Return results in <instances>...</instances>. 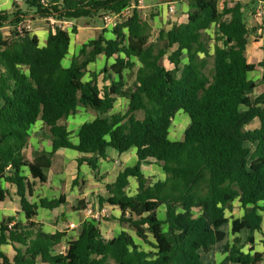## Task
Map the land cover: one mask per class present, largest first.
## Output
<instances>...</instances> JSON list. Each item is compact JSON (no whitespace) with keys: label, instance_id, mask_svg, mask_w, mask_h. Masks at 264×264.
<instances>
[{"label":"trees","instance_id":"obj_1","mask_svg":"<svg viewBox=\"0 0 264 264\" xmlns=\"http://www.w3.org/2000/svg\"><path fill=\"white\" fill-rule=\"evenodd\" d=\"M47 1L45 7L42 0H13L10 10L0 12V28L10 29L8 36L0 32V185L15 187L25 217V222L19 215L0 221V264H203L202 254L225 240L222 229L230 222L233 235L249 230L248 243L253 244L252 234L261 229L264 217V92L256 97L249 92L259 86L251 76L258 69L264 82V59L251 63L246 52L250 36L259 29L249 27L248 13L264 0H224L222 6L219 0H146L185 2L187 22L161 29L151 41V22L134 9L122 24L104 28L82 45L69 67L63 61L76 27L71 32L57 28L43 47L32 31L18 32L17 27L35 17L103 21L138 0ZM213 28L212 37L208 32ZM102 57L114 63L89 71ZM137 59L149 74L130 85L127 73ZM118 98L128 102L127 108L110 115ZM80 107L99 116L79 128L74 144L67 121ZM181 111L189 113L190 125L183 140L173 141L171 128ZM38 121L49 127L52 151L35 154L30 164L22 153ZM109 148L119 154L137 149L136 165L121 171L96 198L98 210H120V217L112 219L122 230L107 240L99 221L85 220L63 252L58 247L66 233H47L35 219L39 209H58L67 197L31 203L25 169L46 183L45 171L56 152L75 150L81 157L72 185L81 191L80 167L87 163L97 179ZM151 162L165 173L164 180L153 182L144 175L143 165ZM130 177L137 180L135 195L128 192ZM10 196L0 188V202ZM89 204L77 200L75 208L85 211ZM235 204L244 215L230 221L227 213L236 211ZM5 245L13 247L12 259L2 250ZM242 249L241 239L235 238L227 260L263 263V254Z\"/></svg>","mask_w":264,"mask_h":264},{"label":"crops","instance_id":"obj_2","mask_svg":"<svg viewBox=\"0 0 264 264\" xmlns=\"http://www.w3.org/2000/svg\"><path fill=\"white\" fill-rule=\"evenodd\" d=\"M18 1L20 2V0ZM240 1H243L244 3L248 4L250 3L251 0H240ZM150 3H151L150 7L157 8L156 10L159 11V15L156 16L157 18L161 17L164 19L163 22L164 25L168 20V17H170V20H168V26L162 27L161 29L163 28L170 29L173 25H179L187 22L188 6L185 2L176 4L177 9L175 14L173 15H170L168 13L167 4H158L155 2H150ZM12 4H13V0H0V12L10 10ZM253 9L254 8H252L251 10ZM30 21L32 22V34L38 37L39 45L41 47L45 46L50 33L51 32L54 33L55 31L52 30L50 23L46 19H39L38 17H35L34 21L32 20ZM256 22L262 25L264 24V18ZM73 23H74V27H76L77 29V34L72 35L71 47H73L72 48L73 51L71 52V47H70V54L66 58L70 62L72 60V57L74 55H77L82 45L98 37L102 32V30L104 29L103 21L102 23H100L98 27L81 25L77 21H74ZM150 24L154 30L155 23L153 24L150 23ZM263 31H264V25L260 27L257 32L260 34ZM0 32L4 36H8L10 33V29L9 27H3L0 28ZM254 39H255V33H252V35L249 38V44L247 46V52H246V56L249 62L251 63H255L256 60L253 61L248 57V51L250 49V46H256V44H258L259 52L256 53L257 55L260 54L261 56L262 52H264V34L259 42H256V40ZM103 60L106 59L102 57L99 58V60H97L95 63H91L88 67V70L91 72H95L96 69H92L91 66L93 64L96 66L98 61L100 62ZM104 63L107 64L105 66H110L111 64L114 63V59L106 60ZM85 80H88V77L85 78ZM106 84H109V82H107ZM118 102L122 103L123 105H126V107L124 108L126 110L128 102L124 99L118 98L113 111L110 112V115L125 111L122 110V108H120V110L118 111L116 110L118 109L116 108ZM85 110H86L85 108H79L77 113L67 121L68 129L72 133L71 141L74 144L78 143L77 132L79 128L85 122L91 121L99 116V114H97L94 111L86 110L85 112ZM79 111H82L84 115H79L80 113ZM171 137L172 136L170 133V139ZM180 139L181 138H177L176 140L173 141H181ZM43 151L46 152L52 151V141L49 136V127L45 126L42 121H38L30 131L28 144L27 147L23 150L22 155L25 160H27L30 164H32L34 162V159L36 158L35 154ZM107 155H108V159L106 161L103 160L99 162V173L97 179L95 178L94 173L91 171V168L87 163H84L80 167L79 176L81 178L80 179L81 191H79V188L73 187L72 185L73 180L77 176V171H78L77 160L78 158L81 157V155L75 150L60 149L59 151L56 152V154L52 158L51 168L45 171V174L47 175L48 178L46 183H41L39 180L34 179L33 177H31L28 169H25L24 176L28 178V183L29 185L32 186V191H33V195L29 198L31 203H38L39 200L43 198H46L48 200L58 199L62 194H65L67 197V203L58 209H55L53 211L39 209V215L35 219V222L40 223L43 226L44 231L47 233L50 234H54L56 232L66 233V237L63 239V242L58 247V249L66 248L67 242H69L72 239H76L78 237L81 224L85 220L91 219L90 217L87 216L86 210L80 211L75 208V202L77 200H85V202L91 201L88 208L91 207L94 212H97L98 209L96 206V202H97L96 198L99 195H104L106 193V185L114 183L121 171H123L127 167L135 166L138 161L136 148H132L128 152H125L123 154H119L116 150L109 148L107 149ZM143 173L147 178L151 179L153 182L164 180L166 177L162 169L154 163L152 164L145 163L143 165ZM136 182H137L136 178L134 177L129 178L130 186L128 192L130 195H135L137 192L138 184ZM64 184L68 186V189H65V191H63L62 189ZM0 188L4 190H9L11 194V196L8 197L4 202H0V221L11 216L19 215L18 219L25 222V217L20 207V201L15 196V192H16L15 187H12L6 183H2L0 185ZM130 189L132 190L131 192ZM68 206L70 207V211L67 213L66 209L68 208ZM235 206H236V211L233 213L229 212L230 215H227V217L228 218L232 217V219H241L244 215V211L243 209L239 208L238 204H235ZM105 208L108 211L113 210L112 212L114 214L113 215L114 218L120 217L121 212L117 207L106 206ZM232 219H230V221H232ZM70 223L76 224L77 228L73 230L67 228L68 224ZM228 225H230V227H228L227 230H224V227L222 229L226 233L225 240L221 243H218L210 253L202 254L203 264H236L229 262L227 260L229 254L226 251L227 248L232 245L233 240L235 238L241 239L243 246L242 249L243 253L250 255H253L254 253H261L264 255V217H263L261 229L255 231L252 234L253 244L248 243V239L251 236V232L249 230L244 229L240 234L233 235L231 233V222ZM101 230L103 236L107 240L113 239L118 235L117 234L116 236H112L108 238L105 236L102 227ZM121 230L122 228L120 229V231ZM251 248L253 249V252H250ZM2 250L8 255L10 259H12L15 255V251L11 245L3 246ZM262 264H264V261Z\"/></svg>","mask_w":264,"mask_h":264},{"label":"rangeland","instance_id":"obj_3","mask_svg":"<svg viewBox=\"0 0 264 264\" xmlns=\"http://www.w3.org/2000/svg\"><path fill=\"white\" fill-rule=\"evenodd\" d=\"M222 2L223 0H219V4L220 6H222ZM251 2V1H250ZM145 7L141 10L142 11V16H143V19L146 20V21H149L151 22L152 24L155 23L154 25V30L152 28V33H151V41H155L157 36H158V31L162 28V27H167L168 26V20H170V17H168V20L166 21L165 25L163 24L164 22V19L161 18V17H158L155 16L153 17L154 21L151 19L152 18V13L153 14H157L159 15V11H157L156 9L157 8H154V7H150V1H146L145 0ZM250 4V3H249ZM253 8V7H252ZM258 8V5L257 7L254 8V11ZM169 13V11H168ZM252 12H250V14L248 15V25L250 26V28H255V27H262L264 24H259L256 22V20L254 19V15L253 13L251 14ZM170 14V13H169ZM170 15H173V14H170ZM77 22H79V24L81 25H85V26H92V27H98L100 25V23H102V20H99V21H96V22H93V21H87V20H84V19H81V20H77ZM208 34L210 36H214V28L212 30H210L208 32ZM263 34H264V31L262 33H258L256 32L255 33V39L256 42H259L261 40V38L263 37ZM74 38V37H73ZM255 43V42H253ZM211 47H213V43H211ZM73 47H71V52L73 51L72 49ZM259 52V49H258V44H256V46H250V49L248 51V57L250 59H252L253 61H255V64H258L264 57V52H262L261 56L260 54H256ZM254 58V59H253ZM106 60H103V61H98L97 65L95 66L94 64L91 66L92 69H96V71H100V69L102 70V68L107 65L106 63H104ZM210 62V68H212L213 66V62H212V59L209 60ZM70 61L68 59H65L63 61V65L64 67H69L70 66ZM163 64L166 66V67H171L170 64L168 63V61L165 59L163 60ZM99 69V70H98ZM259 70V69H258ZM262 71H257L255 73H253L251 76L252 78H255V80H259V86L256 90L254 91H251L249 92V95L251 97H256L258 95H260L262 92H264V82L262 81ZM149 74V67L144 64L142 61H140L139 59L136 60V66L133 70V72L131 73H127V80L129 82L130 85L134 84V83H138L140 82V79L145 76V75H148ZM125 102V101H124ZM126 107V105H123L122 103L118 102L117 105H116V109L117 111L120 110V108H122V110H125L124 108ZM80 108H83V107H80ZM79 115H84V113H82V111H79ZM86 112V110H85ZM87 112H90V111H87ZM89 116V114H88ZM142 114L139 113V117H141ZM87 118V116H86ZM90 118V117H88ZM190 125V115L189 113H187L186 111H182L180 114L177 115L175 121H174V124H173V127L171 128V140H176L177 138H181L180 140H183L184 139V136H185V131L187 130V128L189 127ZM259 124L256 122L254 123L253 125H251L250 128H255L257 127ZM70 176V175H69ZM137 183V182H136ZM63 191H65V189H68V186H66L65 184L63 185L62 187ZM132 190L130 189V192ZM91 203V201H89ZM70 211V207L68 206V208L66 209V212L68 213ZM113 210H110L109 211V217L106 216L105 218H102L100 220V223H101V227L104 231V234L106 237L110 238L112 236H116L117 234L120 233V226L115 222L114 219H112L113 217ZM227 215H230L229 212L227 213ZM159 217L160 219H164L165 218V208L164 207H161L159 209ZM108 218V221L106 220ZM114 218V217H113ZM229 219H232V217ZM228 227H230V225H226L224 226V230H227ZM131 234H133V232H130ZM134 235V234H133ZM137 242H139L140 244H142V242L140 240H138L136 238ZM143 247L145 249H148V247L146 245L143 244ZM61 250V249H60Z\"/></svg>","mask_w":264,"mask_h":264},{"label":"built area","instance_id":"obj_4","mask_svg":"<svg viewBox=\"0 0 264 264\" xmlns=\"http://www.w3.org/2000/svg\"><path fill=\"white\" fill-rule=\"evenodd\" d=\"M19 2V1H18ZM42 5L47 7L49 6V3L47 0H42ZM145 0H138L137 2H133L130 6L123 9L120 12L116 13H110L105 15L103 18V24L105 29H112L116 27L118 24H122L125 20L128 19V17L132 14L134 9L142 10L145 7ZM168 11L170 14H175L176 12V3L171 2L167 4ZM254 19L256 21H260L262 18H264V2H261L258 5V8L253 13ZM50 25L53 31H56L57 28H60L64 31L71 32L74 28L73 21L70 20H56L53 17H50L46 19ZM18 32H22L23 30L32 31V22L30 20L25 21L24 23L20 24L17 27ZM86 214L91 219L97 220L100 222L102 218H105L106 216H109V211L106 208H103L101 210H98L97 212H94L92 208H88L86 210ZM67 228L73 230L77 228V225L74 223L68 224ZM65 249H63V252ZM62 252V251H61Z\"/></svg>","mask_w":264,"mask_h":264}]
</instances>
